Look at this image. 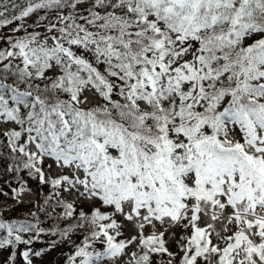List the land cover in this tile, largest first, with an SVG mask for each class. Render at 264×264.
Returning <instances> with one entry per match:
<instances>
[{"label":"snow or ice","instance_id":"snow-or-ice-1","mask_svg":"<svg viewBox=\"0 0 264 264\" xmlns=\"http://www.w3.org/2000/svg\"><path fill=\"white\" fill-rule=\"evenodd\" d=\"M0 181V264H264V0H0Z\"/></svg>","mask_w":264,"mask_h":264},{"label":"trees","instance_id":"trees-1","mask_svg":"<svg viewBox=\"0 0 264 264\" xmlns=\"http://www.w3.org/2000/svg\"><path fill=\"white\" fill-rule=\"evenodd\" d=\"M18 2H19V0H18ZM47 163H50V162L48 161ZM0 183H2V181H0ZM32 187L34 188L35 184H32ZM5 191H8V189L6 187H5ZM5 200L7 201V206L9 209L8 215L13 217V218H15L17 216H23L28 211V209H30L32 207V203L26 201V206H17L16 211L12 212L11 208L13 207V203H12L11 199L0 196V202H4ZM46 244H47V240L45 239L44 243L37 242L34 244V247L36 249H40V248L46 247ZM59 252H60V250L57 249V250L53 251L52 253L48 254V255H50L49 261L47 263L45 262V263H41V264H52L53 261H58L60 259Z\"/></svg>","mask_w":264,"mask_h":264},{"label":"rangeland","instance_id":"rangeland-1","mask_svg":"<svg viewBox=\"0 0 264 264\" xmlns=\"http://www.w3.org/2000/svg\"><path fill=\"white\" fill-rule=\"evenodd\" d=\"M49 162H51V161H49ZM26 200H28V201H32L33 200V198L32 197H28V198H26ZM50 257V255H47L43 260H38L37 261V264H41V263H47L48 261H49V258Z\"/></svg>","mask_w":264,"mask_h":264}]
</instances>
